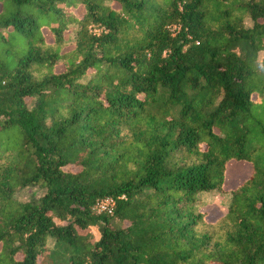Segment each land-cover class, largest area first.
<instances>
[{
	"label": "trees",
	"instance_id": "16d2710c",
	"mask_svg": "<svg viewBox=\"0 0 264 264\" xmlns=\"http://www.w3.org/2000/svg\"><path fill=\"white\" fill-rule=\"evenodd\" d=\"M0 5V264H264V0Z\"/></svg>",
	"mask_w": 264,
	"mask_h": 264
},
{
	"label": "rangeland",
	"instance_id": "374dc122",
	"mask_svg": "<svg viewBox=\"0 0 264 264\" xmlns=\"http://www.w3.org/2000/svg\"><path fill=\"white\" fill-rule=\"evenodd\" d=\"M79 11L80 13L82 12L81 10ZM245 22L247 26H252L253 24L249 18H246ZM77 29L78 26L75 25L70 27V31L67 35L68 41L73 42L75 40L74 37ZM263 58L264 53H261L260 59ZM58 69L61 70V67H58ZM251 170V165L246 163H238L236 161H232L231 164L229 163L224 190L235 188L241 184V182L251 174ZM43 193L44 190L41 187L32 186L20 190L16 196L20 201L25 202L30 200L33 196L39 197ZM231 200L232 194L229 192L212 190L210 192L203 193L201 195V202L205 206L202 209L206 212V218L208 220L215 221L219 217L223 216L228 210ZM87 232H89L90 235L95 238V240L100 238L101 234L97 226H91Z\"/></svg>",
	"mask_w": 264,
	"mask_h": 264
},
{
	"label": "built area",
	"instance_id": "2783aa9c",
	"mask_svg": "<svg viewBox=\"0 0 264 264\" xmlns=\"http://www.w3.org/2000/svg\"><path fill=\"white\" fill-rule=\"evenodd\" d=\"M115 206L116 199L114 197H107L98 200L93 209L97 214L113 215L115 211Z\"/></svg>",
	"mask_w": 264,
	"mask_h": 264
}]
</instances>
